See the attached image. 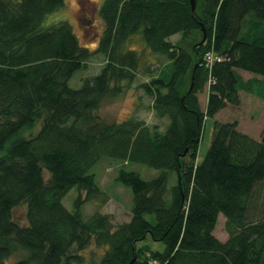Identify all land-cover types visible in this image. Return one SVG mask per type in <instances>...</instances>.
<instances>
[{"label": "trees", "instance_id": "obj_1", "mask_svg": "<svg viewBox=\"0 0 264 264\" xmlns=\"http://www.w3.org/2000/svg\"><path fill=\"white\" fill-rule=\"evenodd\" d=\"M64 5L0 0V264L18 253L14 264H264V131L258 140L217 121L196 162L205 119L241 105L239 71L264 81V0H104L96 54L105 63L79 88L70 81L93 52L70 23L46 25ZM135 36L167 61L139 85L164 130L99 114L139 76ZM209 52L221 61L207 65ZM102 160L123 163L116 181L132 191L131 219L118 226L83 212L108 201L93 173ZM131 164L161 173L146 179ZM73 189L86 195L68 209ZM22 205L24 226L14 217ZM220 215L226 241L215 235ZM92 247L98 261L85 254Z\"/></svg>", "mask_w": 264, "mask_h": 264}, {"label": "rangeland", "instance_id": "obj_2", "mask_svg": "<svg viewBox=\"0 0 264 264\" xmlns=\"http://www.w3.org/2000/svg\"><path fill=\"white\" fill-rule=\"evenodd\" d=\"M103 3L104 0H65L64 7L49 15L46 20L47 26L60 22L70 23L81 44L85 47L87 46L93 52V55L87 62V68L77 72L71 79L70 85L73 88H79L85 79L98 75L104 66V57L96 54L98 48L97 42L103 35L104 30V25L99 15ZM180 38L181 35H176L170 38V40L173 43H177ZM145 47L147 48L140 36L133 37L129 48L138 50L144 56L139 76L132 88L124 87V92L121 95L107 96L101 104L99 114L107 121L120 122L135 117L146 121L150 125L157 124L161 130H164L168 121L166 119L160 120L155 116L152 110V99L139 88V85L144 81H148L150 77L156 76L158 71L165 68L167 61L162 56L151 54ZM148 65L152 66L151 75L149 76L145 72V68ZM239 74L242 78V86L239 91L241 105L237 107L229 106L215 117L205 119L197 154V164H201L208 154L213 140L214 125L217 121L224 123L237 121L240 131L258 140L261 138L264 131V81L260 77L248 72L239 71ZM206 90H208L207 87ZM201 102L204 108L206 101L203 95L201 96ZM122 165L123 163L121 162L102 160L94 167L93 173L96 175L101 189L106 193L108 201L106 203H102V200L87 202L83 208L86 216H90L96 210H100V212L111 216L115 226L130 221L132 191L130 188L116 181L118 170ZM126 168L140 173L146 179H151L161 173V171L141 164H131L126 166ZM171 184H175V177L171 180ZM79 194L82 197L86 195L85 192L73 189L65 196L64 204L68 209H72L73 203ZM25 213L26 207L24 205L14 210L15 220L21 226H24L26 223ZM225 223L226 219L220 215L215 235L221 241L228 239ZM150 244L154 249H164L162 243L150 242ZM94 250L95 248L92 247L85 254L92 260L98 261L100 258L99 254ZM20 257L19 253L14 255L7 261V264L16 263Z\"/></svg>", "mask_w": 264, "mask_h": 264}, {"label": "built area", "instance_id": "obj_3", "mask_svg": "<svg viewBox=\"0 0 264 264\" xmlns=\"http://www.w3.org/2000/svg\"><path fill=\"white\" fill-rule=\"evenodd\" d=\"M206 61H207V65L209 64H212V63H214V62H216V61H218V62H220L221 61V59H220V57H217L214 53H212V52H209V53H207V55H206Z\"/></svg>", "mask_w": 264, "mask_h": 264}, {"label": "crops", "instance_id": "obj_4", "mask_svg": "<svg viewBox=\"0 0 264 264\" xmlns=\"http://www.w3.org/2000/svg\"><path fill=\"white\" fill-rule=\"evenodd\" d=\"M203 96H205V101H206V103H205V107H204V109H206V107H207V101H208V97H207V94H203ZM222 112V111H221ZM218 115V114H217Z\"/></svg>", "mask_w": 264, "mask_h": 264}, {"label": "water", "instance_id": "obj_5", "mask_svg": "<svg viewBox=\"0 0 264 264\" xmlns=\"http://www.w3.org/2000/svg\"><path fill=\"white\" fill-rule=\"evenodd\" d=\"M195 2L194 1H192V8H193V10H195Z\"/></svg>", "mask_w": 264, "mask_h": 264}]
</instances>
